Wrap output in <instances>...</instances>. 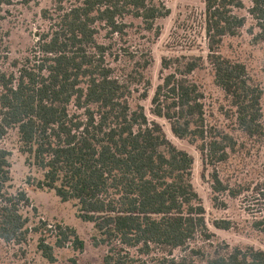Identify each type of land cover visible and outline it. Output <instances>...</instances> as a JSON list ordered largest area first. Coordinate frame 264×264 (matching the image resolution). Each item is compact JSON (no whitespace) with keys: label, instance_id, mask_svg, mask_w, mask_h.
<instances>
[{"label":"trees","instance_id":"1","mask_svg":"<svg viewBox=\"0 0 264 264\" xmlns=\"http://www.w3.org/2000/svg\"><path fill=\"white\" fill-rule=\"evenodd\" d=\"M37 1L0 0V136L18 130L29 164L44 172L38 187L54 190L63 201H77L78 216L94 223V245L108 247L104 264H264L263 249L216 242L193 184V156L167 138L143 104H133L136 93L141 100L149 98L152 82L146 72L153 55L149 49H116L115 39L128 36L133 20L159 36L158 21L170 8L159 0H78L71 5L55 0L51 11H44L49 29L31 54L5 69V8ZM248 1L259 28L255 40L264 42V0ZM204 4L208 54L163 58L165 75L152 97V113L167 119L177 137L196 145L212 168L215 204L226 206L221 195L245 196L254 206L249 209L254 228L264 232V179L237 186L223 180L220 166L237 140L209 122L206 95L194 77L209 63L233 108L236 128L264 141V90L246 64L221 52L224 39L240 35L248 22L236 11L245 3ZM103 32L107 41L100 40ZM125 57L130 65L123 63ZM11 155L0 146V238L21 245L32 231L41 233L39 249L50 262L57 261L56 248L83 251L85 241L74 227L43 220L29 226L23 210L32 205L30 196L9 189ZM215 226L230 229L232 222L216 220Z\"/></svg>","mask_w":264,"mask_h":264},{"label":"rangeland","instance_id":"2","mask_svg":"<svg viewBox=\"0 0 264 264\" xmlns=\"http://www.w3.org/2000/svg\"><path fill=\"white\" fill-rule=\"evenodd\" d=\"M64 4L71 5L78 0H64ZM170 8L171 13L158 21L161 28L160 35L155 36L140 28V21L133 20L134 26L128 29V36L121 40L115 39V48L129 46L131 51L151 50L152 65L146 72L152 82L150 95L147 99H140L135 94L134 105L138 102L144 105L150 120L159 122L167 138L178 148L186 150L194 158L193 184L206 209V219L209 228L215 233L216 242H226L231 246H253L264 250V232L254 228V216L245 196L233 198L221 195L226 206L216 205L211 187L212 168L206 166L200 151L186 139L177 137L169 121L152 113V97L157 85L161 82L165 72L162 70L164 57L176 55L208 54L207 38L204 30L203 15L204 0H159ZM245 7L236 9L241 15L248 16V22L238 36H228L224 39L221 52L224 56L246 64L251 77L264 90V42H256L255 35L259 32L255 20L249 14L251 2L243 0ZM55 0H38L30 5L14 3L5 8V19L2 22V50L8 59L2 63L5 69H13L12 62L24 61L32 52L40 34L49 29L50 22L45 17V10H52ZM105 32L100 36L105 40ZM129 57L123 63L130 65ZM122 60V59H121ZM119 65L122 68L124 65ZM117 65V64H114ZM195 79L202 85L206 95L208 120L211 124L234 135L237 146L231 152L229 160L220 166L221 176L232 186L240 183L259 181L264 179V141L257 142L249 139L236 127V119L232 116V106L224 91L215 83L214 72L209 63L194 74ZM264 114V95L262 100ZM264 122V117H263ZM0 146L11 151L10 191H27L32 205L23 210L30 219L29 226L35 227L41 220L51 225L57 223L74 227L85 241L83 251L75 250L72 246L56 248V262H50L39 249L41 233L32 231L25 244L7 243L0 238V264H104V257L108 251L105 245L95 246L93 235L94 223L86 222L78 216L76 200L63 201L54 190L40 188L37 183L44 179V172L34 164H29V155L21 151L18 130H10L4 137L0 136ZM229 220L230 229H220L215 226L216 220ZM48 242L54 244L55 238L49 237Z\"/></svg>","mask_w":264,"mask_h":264}]
</instances>
